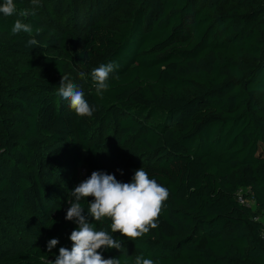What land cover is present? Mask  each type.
<instances>
[{"label":"trees","instance_id":"1","mask_svg":"<svg viewBox=\"0 0 264 264\" xmlns=\"http://www.w3.org/2000/svg\"><path fill=\"white\" fill-rule=\"evenodd\" d=\"M124 1L135 7L115 30L99 19L61 30L36 8L19 17L29 0L0 13V55H40L55 76L31 57L16 72L0 62V264H48L71 249L70 191L90 176L80 168L128 183L140 167L169 191L158 227L134 241L113 233L122 246L98 250L105 259L264 264V0ZM18 18L33 32L12 34ZM109 62L118 67L97 95L90 74ZM69 69L85 73L91 117L58 94Z\"/></svg>","mask_w":264,"mask_h":264},{"label":"clouds","instance_id":"2","mask_svg":"<svg viewBox=\"0 0 264 264\" xmlns=\"http://www.w3.org/2000/svg\"><path fill=\"white\" fill-rule=\"evenodd\" d=\"M37 0H33V9H25L18 12L23 18L34 14ZM0 13L11 17L17 14L14 0H4L0 5ZM12 34L20 32L32 33V26L16 19ZM39 30H37V35ZM38 41L33 37L28 39L26 46L33 48ZM118 67L114 62L101 64L91 72V79L97 95H102L109 87V76ZM81 79L85 78L83 71L78 73ZM67 77H62L59 84V96L69 103L77 116L91 117L95 109L84 98L79 86ZM72 200L69 203L65 220L73 221L77 227L71 232L68 239L71 241V249L59 248V254L54 261L48 264H120L118 258L105 259L100 249H120L122 243L113 238V233H120L128 240L147 234L151 229L158 227V217L162 211L164 202L169 197V191L155 179L149 178L143 168L135 171L131 182L122 183L113 174L101 171H93L91 175L75 186L71 191ZM87 197L92 201L86 207L82 205ZM85 208L87 212L85 213ZM91 218V221L89 220ZM109 219L110 231L104 228L97 229L95 223H103ZM59 243L58 239H50L47 242L49 253ZM135 264H154L152 259L138 255Z\"/></svg>","mask_w":264,"mask_h":264},{"label":"rangeland","instance_id":"3","mask_svg":"<svg viewBox=\"0 0 264 264\" xmlns=\"http://www.w3.org/2000/svg\"><path fill=\"white\" fill-rule=\"evenodd\" d=\"M29 2L33 6V0H29ZM113 2L114 0H37L35 8L39 11L46 23L61 30H76L95 19H99L108 28L115 30L125 19L129 18L130 11L135 6L124 0H119L116 8L106 14L104 8ZM29 57L35 60L36 71L43 78L55 79L53 73L44 65L42 56L40 55H23L15 53L0 55V62L3 68L11 72H16L21 66L26 64ZM66 77L67 80H71V82L77 84L81 91L90 90L84 79H81L72 69H69ZM79 178H81V176H79ZM243 192L245 193L247 191L243 190ZM248 200L251 207L255 208L253 201L251 199ZM21 215L26 219L31 216L27 207L24 208ZM261 219L264 221V215ZM4 226L5 230L17 239L20 240L24 238L17 229L8 224Z\"/></svg>","mask_w":264,"mask_h":264},{"label":"built area","instance_id":"4","mask_svg":"<svg viewBox=\"0 0 264 264\" xmlns=\"http://www.w3.org/2000/svg\"><path fill=\"white\" fill-rule=\"evenodd\" d=\"M92 172L93 171H89L86 168H80L79 174L85 177L86 175H91Z\"/></svg>","mask_w":264,"mask_h":264}]
</instances>
